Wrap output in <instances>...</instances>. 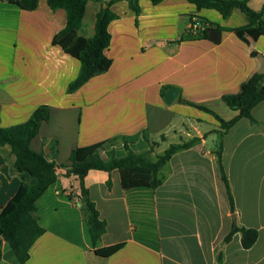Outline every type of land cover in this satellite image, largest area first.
<instances>
[{"label":"crops","instance_id":"0c3cea01","mask_svg":"<svg viewBox=\"0 0 264 264\" xmlns=\"http://www.w3.org/2000/svg\"><path fill=\"white\" fill-rule=\"evenodd\" d=\"M103 5L89 1L80 30L58 40L67 23L65 9L52 10L47 0L35 10L0 1V126L24 123L48 106L50 118L31 148L64 165L74 148L152 130L171 135L173 144L198 141L172 155L155 189L125 190L119 171H88L84 185L106 222L95 245L75 200L79 182L60 169L37 202L45 232L25 264H264V101L252 109L254 121L243 118L226 132L210 113L179 102H215V112L232 119L237 112L220 99L237 94L254 72L264 73V33L232 31L250 24L239 8L224 18L188 0H141L136 22L128 3L119 1L111 8L118 18L108 24L111 39L104 50L109 69L68 93L81 69V44L75 40L93 37ZM247 5L260 12L264 0ZM199 18L225 29L218 43L180 40ZM172 87L179 93L167 104L163 92ZM13 160L9 146L0 148V214L21 185L11 171ZM234 219L258 231L252 248H243L240 233L224 242ZM0 264H20L6 244Z\"/></svg>","mask_w":264,"mask_h":264},{"label":"trees","instance_id":"16d2710c","mask_svg":"<svg viewBox=\"0 0 264 264\" xmlns=\"http://www.w3.org/2000/svg\"><path fill=\"white\" fill-rule=\"evenodd\" d=\"M26 10L38 8L40 0H0ZM89 1L100 2L106 7H101L96 16L95 33L88 39H76L81 44L79 57L81 69L79 75L68 87L72 93L85 84L90 78L105 73L110 67V61L105 57L104 50L110 44L108 24L118 18L112 11V6L119 1H126L135 12L136 22L140 15L141 0H47L52 10L63 8L67 12V23L57 36L61 40L68 35L76 34L82 27L86 6ZM158 4L163 0H150ZM198 9H215L224 18L231 15L235 8H239L250 19L246 27L232 29L240 33L245 29L254 28L258 33H264V20L261 18L263 10L256 12L249 8L247 0H188ZM199 27L189 28L184 37H202L218 43L221 33L225 29L199 18ZM165 92H163L164 94ZM230 110L237 114L229 121L224 120L214 110L215 102L199 104L179 98V102L195 107L213 115L220 123L222 132L229 130L236 122L246 118L253 120L252 109L264 101V73L254 72L245 82L237 94L225 95L221 99ZM50 108L38 107L30 118L21 124L3 128L0 126V148L9 146L14 156L11 171L21 179V185L16 195L0 214V262L2 248L8 245L15 253L20 264H25L30 259V249L44 234L45 229L39 224L37 202L46 190L56 183L63 169V176L74 177L79 182V194L75 199L81 204L83 217L89 227L93 245L105 234L106 222L100 217L95 203L84 185V178L91 169L111 172L119 171L122 188L125 190L135 187L157 188L162 183L160 172L170 160L172 155L179 150L190 148L198 141L193 139L188 142L171 144L156 161H151L146 156L149 141L143 133L132 136H119L106 139L85 147L74 148L69 156L68 164H58L50 160L43 152H36L31 148V141L38 135L42 124L49 120ZM217 165L220 177L224 182L232 214H235L234 201L230 184L226 176L221 153L218 152ZM236 233L241 235L244 249H250L258 240V231L255 228L239 226L234 219L230 233L224 242H229Z\"/></svg>","mask_w":264,"mask_h":264},{"label":"rangeland","instance_id":"374dc122","mask_svg":"<svg viewBox=\"0 0 264 264\" xmlns=\"http://www.w3.org/2000/svg\"><path fill=\"white\" fill-rule=\"evenodd\" d=\"M147 139L149 141V149L144 152H146V156L151 161H156L173 144L171 135L166 133L157 134L153 130L147 135Z\"/></svg>","mask_w":264,"mask_h":264},{"label":"water","instance_id":"95a60500","mask_svg":"<svg viewBox=\"0 0 264 264\" xmlns=\"http://www.w3.org/2000/svg\"><path fill=\"white\" fill-rule=\"evenodd\" d=\"M103 7H106V5H103ZM178 93L179 90L177 88H173V87L169 88L164 94V99L166 103L171 104L175 100Z\"/></svg>","mask_w":264,"mask_h":264},{"label":"built area","instance_id":"2783aa9c","mask_svg":"<svg viewBox=\"0 0 264 264\" xmlns=\"http://www.w3.org/2000/svg\"><path fill=\"white\" fill-rule=\"evenodd\" d=\"M199 25V19H193L190 27L196 29L197 27H199Z\"/></svg>","mask_w":264,"mask_h":264}]
</instances>
